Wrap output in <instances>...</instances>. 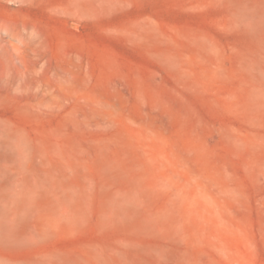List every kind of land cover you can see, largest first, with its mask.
<instances>
[{
	"label": "rangeland",
	"instance_id": "1",
	"mask_svg": "<svg viewBox=\"0 0 264 264\" xmlns=\"http://www.w3.org/2000/svg\"><path fill=\"white\" fill-rule=\"evenodd\" d=\"M0 264H264V0H0Z\"/></svg>",
	"mask_w": 264,
	"mask_h": 264
}]
</instances>
